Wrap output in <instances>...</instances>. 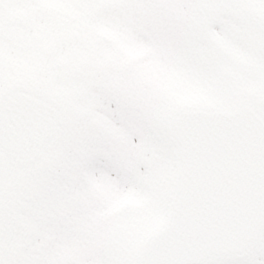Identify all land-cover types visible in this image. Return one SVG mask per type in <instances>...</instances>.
<instances>
[{
  "label": "snow or ice",
  "instance_id": "6c2138e0",
  "mask_svg": "<svg viewBox=\"0 0 264 264\" xmlns=\"http://www.w3.org/2000/svg\"><path fill=\"white\" fill-rule=\"evenodd\" d=\"M0 264H264V0H0Z\"/></svg>",
  "mask_w": 264,
  "mask_h": 264
}]
</instances>
